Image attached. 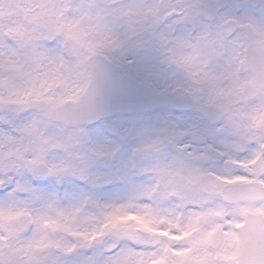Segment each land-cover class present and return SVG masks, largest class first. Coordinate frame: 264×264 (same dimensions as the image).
<instances>
[{
    "label": "clouds",
    "instance_id": "1",
    "mask_svg": "<svg viewBox=\"0 0 264 264\" xmlns=\"http://www.w3.org/2000/svg\"><path fill=\"white\" fill-rule=\"evenodd\" d=\"M0 264H264V0H0Z\"/></svg>",
    "mask_w": 264,
    "mask_h": 264
},
{
    "label": "rangeland",
    "instance_id": "2",
    "mask_svg": "<svg viewBox=\"0 0 264 264\" xmlns=\"http://www.w3.org/2000/svg\"><path fill=\"white\" fill-rule=\"evenodd\" d=\"M142 61H135L132 66H130L129 68H127V72L130 73L132 76L134 75H138L140 72V66L142 65ZM161 113L166 114L167 116L172 117L167 111L164 110H160ZM147 113V112H144ZM175 118V117H172ZM152 119V114H137L135 118H133L132 120L130 119H126L124 117H116L114 119H110L107 123V125H109V127L114 128L116 130V132L120 131V137L115 136L116 132L113 130H103L100 127H93L90 128L93 132L97 133L102 140H104L105 142L109 143V144H114V145H119L122 142V139L129 136L134 130L135 128L143 123H147ZM118 138L119 141L116 139Z\"/></svg>",
    "mask_w": 264,
    "mask_h": 264
},
{
    "label": "water",
    "instance_id": "3",
    "mask_svg": "<svg viewBox=\"0 0 264 264\" xmlns=\"http://www.w3.org/2000/svg\"><path fill=\"white\" fill-rule=\"evenodd\" d=\"M120 86L123 88V91L120 94L114 96L90 124L119 112L132 113L141 109L155 107L150 104L152 99L143 91L136 89V94L134 97H132L134 93L129 89L131 86L127 84V82L126 85H123L121 78ZM144 99H147L146 102H144Z\"/></svg>",
    "mask_w": 264,
    "mask_h": 264
},
{
    "label": "flooded vegetation",
    "instance_id": "4",
    "mask_svg": "<svg viewBox=\"0 0 264 264\" xmlns=\"http://www.w3.org/2000/svg\"><path fill=\"white\" fill-rule=\"evenodd\" d=\"M191 115H192V113H191ZM191 115H190V116H187V117H185V118H190V117H191Z\"/></svg>",
    "mask_w": 264,
    "mask_h": 264
}]
</instances>
